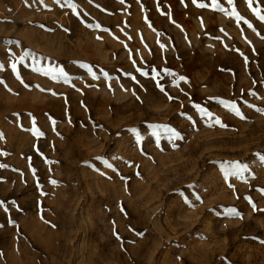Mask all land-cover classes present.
Instances as JSON below:
<instances>
[{
	"label": "rangeland",
	"instance_id": "1",
	"mask_svg": "<svg viewBox=\"0 0 264 264\" xmlns=\"http://www.w3.org/2000/svg\"><path fill=\"white\" fill-rule=\"evenodd\" d=\"M261 17L0 0V264H264Z\"/></svg>",
	"mask_w": 264,
	"mask_h": 264
},
{
	"label": "snow or ice",
	"instance_id": "2",
	"mask_svg": "<svg viewBox=\"0 0 264 264\" xmlns=\"http://www.w3.org/2000/svg\"><path fill=\"white\" fill-rule=\"evenodd\" d=\"M193 2H195V0H193ZM200 7H204V5H199ZM261 19H264V17H261ZM146 74V73H145ZM180 79H184V77H180ZM133 131H135V130H133ZM110 166V165H109ZM236 167H239L238 165L236 166ZM253 207H255V206H253ZM235 215H239V213H235Z\"/></svg>",
	"mask_w": 264,
	"mask_h": 264
}]
</instances>
